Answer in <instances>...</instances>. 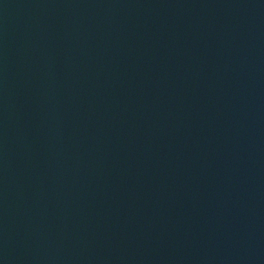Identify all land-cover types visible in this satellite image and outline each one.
I'll return each instance as SVG.
<instances>
[{
    "label": "water",
    "instance_id": "obj_1",
    "mask_svg": "<svg viewBox=\"0 0 264 264\" xmlns=\"http://www.w3.org/2000/svg\"><path fill=\"white\" fill-rule=\"evenodd\" d=\"M0 264H264V0H0Z\"/></svg>",
    "mask_w": 264,
    "mask_h": 264
}]
</instances>
